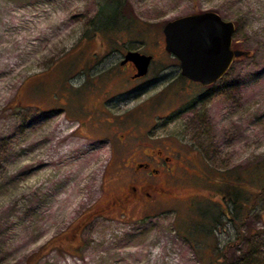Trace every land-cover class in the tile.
<instances>
[{
  "label": "rangeland",
  "instance_id": "rangeland-1",
  "mask_svg": "<svg viewBox=\"0 0 264 264\" xmlns=\"http://www.w3.org/2000/svg\"><path fill=\"white\" fill-rule=\"evenodd\" d=\"M126 1L130 12L114 15L111 33L100 27L105 19H97L108 0H0V170L10 159L18 163L11 175L0 176V264H149L155 251L162 264L172 258L179 264H264V0ZM212 10L234 23V49L250 53L199 88L166 52L162 28L179 16ZM122 15L126 20L118 22ZM135 49L154 60L147 75L133 81L119 62ZM11 53L13 65L7 64ZM105 93L112 95L106 118L114 123L91 126ZM134 128L197 148L223 176L208 170L211 185H187L198 197L182 192L181 201L165 203L154 215L93 219L90 209L100 208L114 185L104 174L106 138L116 145L119 131ZM55 139L56 149L80 143L70 155L84 160L69 178L77 188L63 203L52 193L55 180L66 177L56 170L61 158L44 179L54 180L51 188L24 185L43 156L23 166L28 149L38 152L44 144L49 150ZM12 183L26 187L22 197L14 199ZM227 186L241 188L246 203L255 196L243 218L224 202L220 192ZM52 211L59 215L49 217ZM78 221L79 235L69 239Z\"/></svg>",
  "mask_w": 264,
  "mask_h": 264
},
{
  "label": "flooded vegetation",
  "instance_id": "flooded-vegetation-1",
  "mask_svg": "<svg viewBox=\"0 0 264 264\" xmlns=\"http://www.w3.org/2000/svg\"><path fill=\"white\" fill-rule=\"evenodd\" d=\"M232 48L234 49L233 45ZM122 57L124 58V54ZM153 60L152 55L151 62ZM120 62L121 70H126L129 79L133 81L147 75L146 73L135 77L138 72L135 64L127 61L121 65ZM186 79L198 83L196 87L205 86L187 77ZM194 93L196 92H190L188 96H193ZM111 97L112 95L107 93L103 95L102 101L99 102L103 110L99 109L95 112L96 115H93L90 122L91 126L99 128L104 123L112 126L113 120L106 118L107 103ZM179 100L181 101L180 98ZM180 116L185 117L183 111L180 112ZM118 136L116 145L112 144V136L106 138L110 144V155L104 174L105 177L108 176V182L114 185L110 187V194L100 208L96 211L90 209L87 215L93 216V219L117 216L141 219L143 216L154 215L156 212L165 210V203L176 205L178 201H181L179 197L182 192L190 193L187 195L189 198L198 197L199 192L191 191L187 185L197 181L211 185L212 183L207 179L208 170L219 174L199 158L197 148L168 137L159 139L153 136L148 128H138V130L134 128L125 133L119 131ZM98 140L101 139L98 137ZM181 187L186 190L181 191ZM80 226L79 221L72 226L73 233L69 239L75 240L74 238L79 235Z\"/></svg>",
  "mask_w": 264,
  "mask_h": 264
},
{
  "label": "water",
  "instance_id": "water-1",
  "mask_svg": "<svg viewBox=\"0 0 264 264\" xmlns=\"http://www.w3.org/2000/svg\"><path fill=\"white\" fill-rule=\"evenodd\" d=\"M234 28L232 21L213 10L179 16L162 28L165 50L178 59L181 75L208 86L225 76L234 60L250 53L232 49ZM151 59L152 55L128 50L120 64L133 62L138 68L135 77L143 76Z\"/></svg>",
  "mask_w": 264,
  "mask_h": 264
},
{
  "label": "bare ground",
  "instance_id": "bare-ground-1",
  "mask_svg": "<svg viewBox=\"0 0 264 264\" xmlns=\"http://www.w3.org/2000/svg\"><path fill=\"white\" fill-rule=\"evenodd\" d=\"M56 39H58V37H56ZM20 52L21 51H19V53ZM11 57H13L12 53L9 56V58ZM9 63L10 65L14 64L13 58H11L10 62H7V64ZM64 129L65 127H63L62 123H60L59 128L56 130L57 135L59 137L64 134V131H63ZM56 144H57V139H55L53 142L50 143L49 150H48L47 145H44V144L39 145L40 147L37 150L38 152L31 151L30 149H28L27 155L21 161L23 163V166H27L28 164L31 163L30 161L33 158L37 157L38 154L43 155L40 157L38 166H35L34 170H32V172L29 173L28 177L24 179L25 180L24 185L28 187L34 184H38L37 188L38 189L40 188L42 189V191H44L48 187L51 188V185H52L51 183H53L54 181L52 180L50 184H47L45 183L44 179L49 177L51 173H55L54 163L60 162L59 159L61 158L60 165L56 167V170L57 169L61 170L62 173L66 174V177L62 178L61 180L59 178L55 180V184L57 183V185L54 186L53 188L54 192L52 193L53 195L54 194L56 195L54 196L57 202L63 203L73 196L72 192L74 189L77 188V183H75L74 180L73 182H70L69 178H71V174L76 173L75 171L78 170V168L83 164L84 160L83 158L74 159V156L70 155V152H72L73 149L79 146L80 143H77L76 141H74L71 143H67L64 146H60V148L58 149H56ZM47 152H49L48 156L46 155ZM16 165H18V163L12 159L7 161V164L4 167H2L0 170V176L3 177L5 175H11L10 171L13 170V168L16 167ZM11 186L13 190L15 191L14 199H16L17 197H22L23 190L26 189V187L21 188L19 185H16L15 183H12ZM12 203L13 202H11L9 205H11ZM6 207H8V204H6ZM3 208L4 207H1L0 211H2ZM56 209L57 211L60 209L58 205H56ZM64 210L66 211L67 208ZM58 215L59 214L56 211H52V213L48 214V216L51 218L52 216H54L55 218ZM5 216H6V212L4 211L1 216L2 219H4ZM158 252L159 251H155L148 257L149 261L147 262L149 264H162L163 263L162 259L158 258L159 257ZM169 264H179V261L172 258Z\"/></svg>",
  "mask_w": 264,
  "mask_h": 264
},
{
  "label": "trees",
  "instance_id": "trees-1",
  "mask_svg": "<svg viewBox=\"0 0 264 264\" xmlns=\"http://www.w3.org/2000/svg\"><path fill=\"white\" fill-rule=\"evenodd\" d=\"M126 3H127L126 0H108V2L106 4L101 6L99 8V10H98L97 19L102 17V19H105V22L100 27L102 29H106L105 31H111V33L115 32V31H112V30H115L114 29L115 28L114 27V24H115L114 23V17H115L114 15L120 14V13H122L124 11L125 12L129 11L128 6H127ZM111 11H112V14H111ZM109 14H111V15H109ZM122 20H126V17H124L123 15H122V17H120L118 19V22H122ZM128 26H129V24H128ZM113 39L116 41V39L114 37H112V40ZM220 176L221 175H219V177ZM233 176H235V178H241V176H239V175H235L234 174ZM263 188H264V186H263ZM241 191H242L241 188L239 190L237 188H232V187L227 186V187H224L223 189H221V192L220 191L219 192L221 193L222 198L224 199V202L227 203V205H231L232 208L234 207V210H236V215H239L240 218H243L244 217L243 215L245 213L248 214V209L247 208L249 207L251 201L254 200L255 196L253 195V199L249 200L246 203V199L244 198L245 195ZM201 208L202 207H200L198 211L201 213L203 218L209 222L211 219H208V217H207L208 213L207 214L204 213L203 210H200ZM223 213H224V211H223ZM232 213H233V210H232Z\"/></svg>",
  "mask_w": 264,
  "mask_h": 264
}]
</instances>
